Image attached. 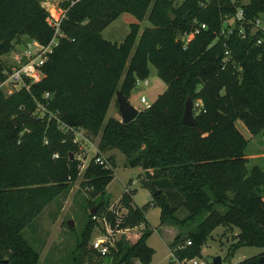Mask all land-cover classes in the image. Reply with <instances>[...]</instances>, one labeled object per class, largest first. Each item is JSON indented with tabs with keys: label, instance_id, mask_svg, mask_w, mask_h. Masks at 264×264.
<instances>
[{
	"label": "trees",
	"instance_id": "1",
	"mask_svg": "<svg viewBox=\"0 0 264 264\" xmlns=\"http://www.w3.org/2000/svg\"><path fill=\"white\" fill-rule=\"evenodd\" d=\"M40 1L0 0V55L21 36L48 41L52 29ZM200 1L60 3L66 9L59 27L64 37L48 53L40 68L41 79L28 89L0 92V264H41L24 228L67 186L66 177L73 179L77 172L76 160L69 156L76 148L72 134L60 130L54 117L35 118L36 102L56 111L66 126L83 127L91 135L99 131V151L114 147L123 153L125 165L143 169L142 184L151 191L149 201L133 205V190L124 189L117 205L125 212L116 216L106 210L108 195L104 196L112 177V157L108 156L111 164L104 166L94 161L95 153L84 166L79 184L97 197L94 212H104L112 228L145 225L144 212L157 205L159 223L194 222L169 242L177 260L201 257L210 231L225 225L237 228L233 247L261 248L232 264H264L258 260L264 258V171L256 164L247 166L248 139L235 125L239 120L251 135L264 129V48L254 45L253 37L239 38L235 33L215 39L223 16L232 15L234 6L229 0H209L199 7ZM236 5L246 19L264 13V0ZM121 13L136 22L128 24L120 42L102 38L101 30ZM144 19L149 25L139 31ZM200 23L205 28L184 43V34ZM177 29L180 40H176ZM225 48L229 56L222 60ZM149 63L165 83L164 89L132 120L123 123L109 116L103 122L115 89L127 98L135 80L148 75ZM3 67L0 59V77ZM186 96L200 100L193 109L194 124L181 121ZM179 207L186 212L181 218L175 213ZM87 215L68 264H82L91 256H98L97 264L150 260L152 248L145 242L148 228L144 226L133 241L117 238L107 252L99 254L89 244L94 220L91 213Z\"/></svg>",
	"mask_w": 264,
	"mask_h": 264
},
{
	"label": "rangeland",
	"instance_id": "2",
	"mask_svg": "<svg viewBox=\"0 0 264 264\" xmlns=\"http://www.w3.org/2000/svg\"><path fill=\"white\" fill-rule=\"evenodd\" d=\"M54 1L56 2L54 6H56L55 10L57 11V8H59V5L63 0H41L40 5L45 10H48L50 7L48 8L47 3ZM181 1L182 0H172L174 5L179 4ZM238 1L243 4L247 2V0ZM257 18L259 19L260 25H264V13H259ZM148 25L149 23L145 19L140 21L139 31ZM127 32L128 24L122 20V15H120L111 21L107 26H105L101 30L100 34L102 38L106 40L111 42H119L123 39ZM27 41L28 40L24 36L19 37V40L14 41L12 47L7 52L0 55V59L4 62V65L10 64L7 62L10 60L9 53L12 50H20L21 46ZM9 62H12V60ZM148 68L149 72L145 77L147 84H143L142 79H137V82L134 83L126 98L128 102L137 110L145 107L147 103L149 104L165 87V83L157 77L153 65L149 63ZM12 92H15V90ZM140 95L144 97L146 102L140 101ZM114 97L115 95L112 96L111 103L108 105L105 111L102 120L103 122L109 116H119ZM196 102H198L196 99L192 101V107L194 108V111L196 109V106L194 107ZM45 107L46 110H36V115L33 114V116L35 118H42V116L45 114V118L48 119L49 114L55 111L47 108V106ZM239 123L242 124L240 121ZM57 126L60 130H68L72 134V142L76 144V148L72 153H70V155L72 156L71 158L76 160L77 172L73 179L69 178L68 176L66 177L65 183L67 186L64 187L57 195H55L53 199L49 200L42 207L41 211L35 217L30 226L28 225L26 226L27 228H24L25 230L23 229L25 237L38 250L39 253L37 262L41 264H68L70 250L74 247L76 237L81 231L88 217L87 214L89 212V208L93 206L96 208L95 203L97 202V197L95 195H90L89 192L79 184L81 180V172L84 166L88 162V159L95 153L98 154L100 158H105L110 164L111 160L108 158V156H111L113 161V166L111 167L112 177L105 186L107 193H105L104 196L108 195L106 204L107 207L110 205L116 206L118 204L117 200L124 189L133 190L131 195V203L133 205L140 206L143 203L149 201L151 196L149 187L142 184L145 181V173L143 169H141L139 166L125 165L123 153L114 147H108L100 151L98 150L97 142L99 138V131L95 135H91L83 127L69 125ZM23 131L24 130H21V132ZM25 132H27V130ZM249 140L245 147L246 152L249 154H259L247 159V166L256 164L264 171V135L262 134V131L254 134L253 138ZM122 210L123 209L121 208L119 211ZM158 213L159 207L157 205H149V207L144 212L145 225L144 223L140 222L136 225L128 227V229H126L124 232L114 233L113 237L115 239L124 237L129 241H133L141 233L145 226V228L150 230L146 236L145 242L152 248L151 257L146 263L134 259V264H189L187 262L183 263L181 260H177L174 255H170V246L168 245L176 233H185L194 222L190 221L189 225H187V221H185V226L178 223H159ZM175 213L178 218H181L186 212L183 208L179 207ZM67 220H71V226H68L66 223ZM95 221L96 224L94 223L91 228L90 239L101 236L103 231V223L100 218L97 217ZM235 231L236 230L233 227L223 228L222 225L215 226L210 231V235L206 239L205 243L202 245V252H204V256L201 255V257L198 258L208 262L211 260L212 256L218 254L220 256L221 264H232L230 263L231 254L234 249L239 247L232 246V244L235 242ZM254 248L255 246H246L243 247V249H240V251L249 253L248 251L251 252V250H255ZM97 260L98 256L95 258L94 256H91L89 259H84L82 264H97ZM101 264L110 263L102 262Z\"/></svg>",
	"mask_w": 264,
	"mask_h": 264
},
{
	"label": "built area",
	"instance_id": "3",
	"mask_svg": "<svg viewBox=\"0 0 264 264\" xmlns=\"http://www.w3.org/2000/svg\"><path fill=\"white\" fill-rule=\"evenodd\" d=\"M209 0H203L198 3L199 7H204ZM230 4L234 6V13L232 15H224L221 21V27L218 33H216L215 39L219 35H223L226 37L232 33H235L239 38H246V37H253V44L256 46H260L264 48V25H260L259 19L254 17L253 19H246L243 15L242 9L239 5H236L238 0H229ZM240 3V2H239ZM243 4V3H240ZM66 9L58 8L56 12H51L46 10L48 13V17L46 23L52 29V34L46 43H40L36 40H28L25 44L21 46V49L18 51L12 50L9 53V58L12 62H7L10 64H5L4 67L1 69V77H0V92L4 95L12 93V91H16L19 88L23 87L28 89L29 85L33 82H37L43 76V72L41 71V66L44 61L48 57V53L52 50V48L58 44L59 39L64 37L63 33L60 31V22L61 19L64 17ZM194 22V21H193ZM205 25L200 23L199 26H193L189 30L188 33L184 34L183 41H186L194 36L200 29H204ZM229 56L227 48L223 50V57L222 60H225ZM137 79L135 80V83ZM143 84H147L146 78L142 79ZM49 96L48 91L43 92V97L47 98ZM140 101L146 102L144 97L140 95ZM198 102L194 104V107L197 106L200 102L199 99H196ZM46 105L41 102H36L35 108L32 111V114L36 115V110H46ZM148 106V103L146 104ZM194 109V108H193ZM42 116V115H40ZM49 117H54L58 123V125L65 124L57 117L56 111L49 114ZM56 156V153L52 154ZM94 161L104 166H109V163L104 158H100L99 155L94 157ZM122 211H119L120 209ZM112 210L116 216L125 212V208L120 207L119 205L116 206H108L106 210ZM97 217L103 223L102 226V234L96 238H89L90 246L99 252V254H104L108 250V246L113 245L114 240L113 234L116 232H124L128 227L125 228H112L107 219L104 215V212H93L91 213V218L94 220ZM186 244L189 243V240L185 241ZM170 255L172 253L170 252ZM181 261L187 262L189 264H209L207 261L203 259H199L196 256L182 258Z\"/></svg>",
	"mask_w": 264,
	"mask_h": 264
},
{
	"label": "water",
	"instance_id": "4",
	"mask_svg": "<svg viewBox=\"0 0 264 264\" xmlns=\"http://www.w3.org/2000/svg\"><path fill=\"white\" fill-rule=\"evenodd\" d=\"M170 20L174 19L172 14H168ZM186 14L183 16L182 21H185ZM181 39V31L179 29L176 30V40ZM115 101L117 105V110L119 113V121L125 123L132 120L135 115L137 114L138 110L131 105L125 96L121 93L119 89L114 91ZM181 121L185 124H194L195 117L193 114V107H192V100L189 96H186L184 103H183V110L181 114ZM70 158L72 157L69 155ZM95 206L89 208V213H93L95 211ZM66 223L68 226H71V220H67ZM258 260L264 262V258L262 256L258 257ZM212 264H221L220 256L218 254L211 257Z\"/></svg>",
	"mask_w": 264,
	"mask_h": 264
},
{
	"label": "crops",
	"instance_id": "5",
	"mask_svg": "<svg viewBox=\"0 0 264 264\" xmlns=\"http://www.w3.org/2000/svg\"><path fill=\"white\" fill-rule=\"evenodd\" d=\"M55 1L54 2H48L47 3V6H48V8L50 7V9H48L49 11H53V12H56V10H55V7L56 6H54L55 5ZM57 10H58V8H57ZM120 15H122V20L123 21H125V23H127V24H129V23H131V22H135V19L131 16V15H129V14H120ZM119 15V16H120ZM120 42V41H119ZM149 69V68H148ZM149 72V71H148ZM111 103V100L109 101V104ZM108 104V105H109ZM149 105V104H148ZM145 107H146V105H145ZM115 118H118L119 119V116H116ZM235 125H236V127L238 128V130L243 134V136L245 137V138H247L248 140L249 139H252L253 138V136L254 135H251V134H247V130L242 126V124H240L239 123V120H236L235 121ZM262 131V134L264 135V129L263 130H261ZM260 131V132H261ZM250 141V140H249ZM248 142V141H247ZM244 153H245V155H246V157H247V159H249V158H251V157H254V155H258L259 153H247L246 152V149L244 150ZM223 226V228H232V227H228V226H225V225H222ZM233 228H235V227H233ZM235 232H234V234L237 232V228H235ZM243 247H246V245H242V246H239V247H237L236 249H234L233 250V252H232V254H231V257H230V263H234V262H237V261H239V260H241V259H243V258H245V257H247V256H250V255H253V254H256V253H258L260 250H261V248H258V247H255L254 249L255 250H251V252L250 251H248L249 253H245L244 251H240V249H243ZM246 249V248H245ZM253 249V248H252ZM200 253H201V255H203L204 256V252H202V246H201V249H200ZM223 264V263H222Z\"/></svg>",
	"mask_w": 264,
	"mask_h": 264
}]
</instances>
